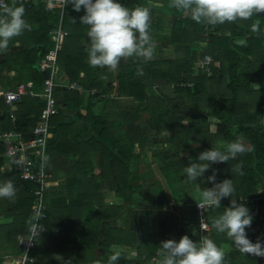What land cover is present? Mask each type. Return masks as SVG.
Masks as SVG:
<instances>
[{
    "label": "trees",
    "instance_id": "obj_1",
    "mask_svg": "<svg viewBox=\"0 0 264 264\" xmlns=\"http://www.w3.org/2000/svg\"><path fill=\"white\" fill-rule=\"evenodd\" d=\"M123 6L134 8L135 6H147L148 0H117ZM169 2V1H168ZM24 19L31 25L30 31H25L18 37L22 44L33 40V46L22 54L25 64L37 65L43 57L46 47L52 44L50 31L58 26L61 18L59 9H50L40 4L29 7L24 4ZM11 6V5H10ZM177 16L176 24L169 29V33L159 39L176 46L175 59H158L142 69L134 68L131 71L121 70L117 74L119 82L118 93L133 98L139 102L141 108H137L139 114L149 113L150 118L162 126L173 129L177 127L174 140L181 147H190L191 142H200L197 153L210 150L208 141L231 143L240 140L246 151L227 163H222L219 173L225 179H232L235 191L231 197L224 198L220 208H211L207 216L219 217L224 209L230 206L231 200H237V204L243 203L249 209L252 216L251 226L246 228L247 238L252 242H260L264 245V221L254 218V209L248 201L259 200L260 206H264V130L258 125L261 114V106L264 104V89L254 94L253 84L264 83V17L253 16L247 21L225 23L213 26L209 36L204 37L207 25L197 24L186 12L173 8ZM84 15L83 8L79 13L73 10L69 4L63 17V27L69 31L62 50L59 53L61 70L71 82L80 84L86 92L84 95L67 87L56 92V96L65 100L66 107L75 111L76 117L82 118L86 123L97 130V134L89 139L69 140L71 130L68 124L69 118L65 117L64 109L52 118V125L57 128L58 137L49 141L59 154L72 159L76 154L80 161L74 167V177L67 181L61 193H47V219L44 221L43 231L36 243L32 255L35 259L32 264H63L53 249L58 246L72 247L73 260L71 264H105L111 247L114 245L127 246L137 250L135 264H156L161 259L159 246L166 240L179 242L180 238L188 235L194 242H199L197 232L189 230L190 225L198 222L197 211L194 206L184 204L180 209L179 222H173L169 217L165 219L161 227L159 240L144 237L138 243V235L133 229H121L117 226V219L123 212H132L128 205L132 202L135 191V180L130 171V163L135 155V141L119 134L117 123L109 122L105 116L97 115L95 106L100 100H104L111 94L113 88L107 83L114 76L107 70H98L88 62L86 44L88 27L80 23V17ZM258 20L260 34L253 33L251 26ZM164 29L162 22L151 25L149 34L160 32ZM247 35H250L247 38ZM203 36L209 45L207 53L214 59L212 74L208 76L199 67L198 62L204 57V53L191 50V44ZM202 38V37H201ZM246 40V46H241L237 41ZM250 57L255 61H250ZM85 76L82 78L81 73ZM49 73L42 74L43 80L49 78ZM159 80L167 81V85L161 86L162 93L151 95L149 84ZM174 87V89H173ZM96 88L99 95H91L88 91ZM168 90V91H167ZM174 93H181L189 102L198 109L216 112L220 121L215 132L211 130L212 122L201 113L194 114L188 126H184L181 119L174 115L169 97ZM260 102L254 109V95H259ZM57 98V99H58ZM253 100V104L250 101ZM86 104V114L83 115L80 108ZM0 106H4L0 102ZM44 103L38 97L24 96L14 106L17 118V129L29 138V133L40 120V114ZM255 110V111H254ZM32 116V117H29ZM5 122V130L12 128L8 116L1 118ZM162 130L158 133L161 134ZM5 149L0 148V156ZM94 152L100 157V170L91 173L90 166L95 159ZM3 164L0 157V184L12 181L16 188L13 199L0 198V245L13 250L15 254L22 252L18 237L25 235L30 225V212L33 207V184L19 177L14 171L3 173ZM237 164H242V175L230 170ZM213 173V165L205 173L206 177ZM106 184V185H104ZM108 189V194L104 192ZM65 195L69 203L67 206H57L51 202L52 198ZM113 197L123 199L127 204L114 206L109 201ZM129 208V209H128ZM86 212L96 214L92 227L83 224ZM206 216V217H207ZM6 220V221H5ZM67 229L66 239L56 237L59 226ZM219 247L230 244L231 250L225 253L224 264H264V257H255L241 254L234 246L233 241L226 234L217 233L212 227L209 236ZM71 241V243L69 242ZM99 245L104 251L101 259H95L94 247ZM64 248V247H63ZM115 264H134L132 261L118 259Z\"/></svg>",
    "mask_w": 264,
    "mask_h": 264
},
{
    "label": "clouds",
    "instance_id": "obj_2",
    "mask_svg": "<svg viewBox=\"0 0 264 264\" xmlns=\"http://www.w3.org/2000/svg\"><path fill=\"white\" fill-rule=\"evenodd\" d=\"M65 7L69 4L77 13L83 8L84 15L80 23L88 27L87 49L88 62L97 68H107L116 71L122 60L135 58L148 61L153 58L155 44L149 34L152 19L151 9L159 8V0H148L147 6L128 8L117 0H63ZM168 7L186 12L197 24L209 26L247 21L253 16L264 14V0H169ZM25 9L4 5L0 7V52L8 49L9 43L15 37L31 30V25L24 19ZM251 31L260 34L259 23H253ZM238 44L246 46V40H238ZM246 151L240 140L228 143L221 151L217 147L201 152L196 161H190L184 167L182 175L188 184H194L199 193L200 209L204 207L220 208L224 198L231 197L235 191L232 179L215 182V174L208 177L213 187L201 190L194 182L206 173L212 164L227 163ZM242 164L235 165L230 171L243 174ZM16 188L12 181L0 184V198L13 199ZM252 216L249 209L237 200H231L230 206L224 209L222 215L212 221V227L217 233L226 234L233 241L235 248L244 255L264 257V245L259 241L252 243L246 234V228L251 226ZM36 225H33L35 230ZM200 227L205 230L203 218ZM161 257L159 264H224L225 252L208 236H201L200 241L194 242L188 235L175 240H166L159 246ZM135 256L136 252H132ZM121 256L115 251L108 257L107 264H115Z\"/></svg>",
    "mask_w": 264,
    "mask_h": 264
},
{
    "label": "crops",
    "instance_id": "obj_3",
    "mask_svg": "<svg viewBox=\"0 0 264 264\" xmlns=\"http://www.w3.org/2000/svg\"><path fill=\"white\" fill-rule=\"evenodd\" d=\"M161 4L163 6V3ZM171 14L172 15L174 14L173 8H171ZM257 22L258 20H256L255 23ZM18 37H15L13 40L10 41L9 47L6 51L0 52V89L2 90L13 89L19 82H26V81L32 80L35 83V90L41 91L42 84H43V77H42V73L38 70V64L34 66L30 64H25V58L20 56V54L28 51L30 47L33 46V40H28L26 44H22L21 41L18 39ZM249 37L250 35H247V38ZM172 46L174 48L173 49L174 57H172V59H175L176 46L174 44H172ZM208 48H209V45L207 41L203 39V36H200V39H197L191 44V50L199 52V53H203L205 50H208ZM250 61H255V58L250 57ZM65 76L67 77V79H64V82L70 81L66 74ZM84 76H85V73L82 72L81 77L83 78ZM116 79H117V74H116ZM111 83H114V81L111 80L107 83V86L109 88L111 87ZM118 84H117V87L113 89V92L115 91L118 93V87H119ZM154 84L159 86V84L161 83L158 81ZM253 87H254V94L260 93L261 90L264 89V83L255 82L253 84ZM61 89L63 88L57 89V91L59 92ZM151 90H152L151 87H149V93L152 95L153 93L151 92ZM172 91L173 92L171 94V107L173 108V113L175 116L181 119V122L184 126H188L191 121L192 116L194 115L193 114L194 112H190V113L186 112L185 113L186 116H185V114L183 113V110L185 109V107H188L191 109H194L196 107L193 106L189 102V100L185 98L183 94L174 93V90ZM261 98L263 97H261L260 94L257 96L254 95V98H253L254 109H256V106L260 102ZM107 99H108V96L107 98H104V100H100V102H98L95 106V111L97 115L105 116L106 118H107L108 113L112 112V107L109 110V106L106 103ZM253 100L250 101L251 104H253ZM58 101H59L60 109L65 110L64 112L65 117L69 118L68 124L71 127V130L69 131V135H68L69 140L81 139L82 141H84V140L89 139L91 136H94L97 134L96 129H94L92 126L86 123L82 118L76 117V113L73 109L66 107V104H65L66 102L64 99L58 98ZM61 101H63L64 105H61ZM86 104L87 102H85V104L82 105L80 108L83 115L86 114V107H85ZM114 106L117 108L118 104H115ZM196 109L198 110V113L204 114L212 122L211 130L212 132H215L217 128V123L220 121L216 112L211 111V110H205V109L203 110L198 109V108ZM29 117H32V116H29ZM1 118L2 117H0V130H5V122ZM53 130H54V137L52 139H56L58 137L57 128L54 127ZM172 131H173L172 138L174 139V135L177 133V127H175L174 130ZM173 139L171 140V147H174V145H177L176 146L177 149L175 152L176 155H174V158H173L174 160H171V161L169 160V163H166L165 158L162 155H161V160H158V156L155 155V158L158 160L157 165L159 166L165 178L167 179V182L171 189L173 202L169 201L166 195L165 189L163 187V184L161 182L154 181L156 183L155 184L152 183L150 179L152 176H154L153 175L154 173H150L151 169L147 167V165L145 164L144 166H141V164H139L138 167L146 171L144 175L145 176L149 175L146 178H150L149 180L143 181L147 183L145 185L146 187H143V188H144V191L146 190L145 193L148 195L144 196L145 193L143 191H141L140 194H138L139 192H136L135 194L133 193L132 202L128 205V207L130 209L132 208L135 209L134 214L131 215V213L129 212H123V214H121L119 218L117 219V226L119 228L123 230L127 228L134 229V230L136 229V231L138 232L139 242L141 240L140 238H143V235L152 234L154 232L159 233L158 238H160L162 223L165 221L166 218L169 217L172 219L173 222H179L180 209L182 205L187 204V205L194 206L196 202L200 201L199 193L196 191V186L194 184H188L185 181L184 176L182 175L183 168L189 166L190 161H191V160H188L187 157H190V155H195L194 153L197 151L200 145L199 143L197 144V142H191V146L185 148L177 144L176 141L174 142ZM207 144L209 146V149H212L215 146L221 151H223L227 145L226 142H215V141H208ZM165 145L168 146L167 143ZM51 146L52 145H49V149H48V165H49V170L52 175V181L49 186L48 193H61L62 188L64 185H66L67 181H69L70 179L74 177V167L75 165L79 163L80 156L76 154V156H74L72 159L64 157L61 154H59ZM135 147H137L135 151L136 155H140L136 159H139V161H141L142 163L143 162L142 153L144 149L141 148L139 144H135ZM94 155H95V159L91 163L90 171L91 173H98L101 168L100 167V157H99L98 152H94ZM186 158L189 161V164L187 163V165H183L184 160ZM2 159H3V164L1 167V171L3 173H10L11 172L10 170H12L10 162L6 160V158H4L3 156H2ZM212 165H213L212 175L215 174V178L217 179L216 183L222 182L224 178L221 176L220 173L218 174L222 163H215ZM215 165H217V167ZM157 177L159 178V176ZM194 183L198 184L201 190L213 187V184H211L208 181V178L207 179L204 178L201 181L197 180ZM152 185H154L153 186L154 188L153 192H155L154 194H159L158 196L160 198H166L165 200L160 199L159 200L160 202L156 201L154 204L156 207H153V206L149 207L150 205L148 203V199L151 194L150 192L152 191V190L151 191L149 190L152 188H148V187H152ZM104 192L107 195L109 191L108 189H104ZM51 200H52L51 202H53L54 205L62 206V207L67 206L69 203L68 198L63 194L59 196H55ZM109 202L111 205H114V206L127 204L123 201V199L118 198V197H113L111 201ZM221 203H223V200L221 201ZM248 203L254 209V213H253L254 218H259L260 220L264 221V206L262 205L260 206L259 200L254 198V201L251 200V202L248 201ZM216 218L217 217H214L212 215L211 216L208 215L206 217V220L211 227V231H212V221ZM0 219L3 220V218H0ZM83 219H84L83 224L85 226L92 227L93 224L95 223L96 214L94 212H86L84 214ZM189 230L191 232H195L196 231L195 225H190ZM55 235L56 237L62 240L66 239V236H67L66 227L64 225L59 226V228L56 230ZM155 240L157 241V239ZM69 242L71 243V241ZM229 245L230 244H223L222 249L225 253H228L231 250V247ZM63 247L58 246L57 249H53V253L56 255L57 259H59L63 264H71L73 260V254H72L73 248L72 247L70 248L68 246H63ZM110 251L112 254L115 251H119L121 253V256L119 259L124 260L125 258V261H130V262L132 261L135 264L136 255H137L136 249H133V248H130L124 245L122 246L114 245L111 247ZM132 252H136L135 257L130 256ZM93 254H94L95 259L100 258L101 261H105L101 258L104 255V251L101 248H99V245H96L94 247ZM14 256H17V254H15L12 249L5 247V245H0V264H7V262L11 260ZM159 261L160 260H158V264H159ZM105 264H107V261Z\"/></svg>",
    "mask_w": 264,
    "mask_h": 264
},
{
    "label": "built area",
    "instance_id": "obj_4",
    "mask_svg": "<svg viewBox=\"0 0 264 264\" xmlns=\"http://www.w3.org/2000/svg\"><path fill=\"white\" fill-rule=\"evenodd\" d=\"M24 4L29 7L43 4L50 9H59L61 18L58 26L50 31V39L52 44L46 47L43 57L38 62V70L44 74L49 73L50 76L43 80L42 90H35V83L32 80L19 82L13 89H0V102L4 106H0V117L8 116L12 123V128L9 130H0V148L5 149L1 155L10 162L12 170H14L21 179L31 182L33 188V207L30 212V225L25 235L18 237L22 247V252L14 256L7 264H32L35 259L32 255L36 243L38 242L44 227V221L47 219L46 197L49 186L52 181V175L48 165V149L49 141L54 137V127L52 118L59 113V101L56 96L57 89L69 88L84 94L86 90L80 84L67 81L65 74L61 70L59 64V53L62 50L65 39L69 36V31L63 27V17L66 9L63 0H0V7L4 5ZM264 17V14H259ZM213 26H206L204 37H208ZM264 32V30H263ZM207 41V40H206ZM264 47V41H263ZM205 50L204 57L198 62L202 71L210 76L212 74L213 57ZM203 52V53H204ZM264 68V57L262 60ZM91 95H99L103 98L96 88L88 90ZM24 96L38 97L44 103L40 114V120L34 129L29 133V138L19 132L17 129V118L14 111V106ZM258 125L264 130V104L261 106V114ZM196 202L194 207L197 211L198 222L195 224L199 240L201 236H210L211 227L206 220V216L211 210L209 207L200 209ZM256 212V211H255ZM206 223V230L200 227L201 219ZM33 225H36L35 230ZM158 264V263H156Z\"/></svg>",
    "mask_w": 264,
    "mask_h": 264
},
{
    "label": "rangeland",
    "instance_id": "obj_5",
    "mask_svg": "<svg viewBox=\"0 0 264 264\" xmlns=\"http://www.w3.org/2000/svg\"><path fill=\"white\" fill-rule=\"evenodd\" d=\"M169 0H159L160 3H163V8L159 7V8H152L151 9V15H152V19H151V25H157L159 22H162V24L164 25V29L163 30H159L160 32H152L153 34V42L155 44V49H154V55L153 58L148 60V61H143L141 60H137L135 58H130L128 60H122L119 68L116 71H109L107 68H97L98 70H107L109 73H111L114 78L113 81L114 83H111V87L114 89L115 87H117V79H116V74H118L119 71L121 70H125V71H131L134 68H139L142 69L144 65H148L151 62H155L158 59H163V60H167V59H172V57H174V48L172 46L171 43H169L167 41V37L166 38H162L159 39L157 38L158 34L163 33V37L167 35V33H169V29L173 28L176 24V20H177V16L174 13L173 15L171 14V8L168 7V2ZM154 2H156V0H154ZM162 8V10H161ZM86 44H89V38H86L85 41ZM64 45V44H63ZM63 48V47H62ZM176 51V50H175ZM159 82L161 84L156 85V84H152L149 87H151V92L153 93V95H159L162 93L161 91V86L163 85H167V81L165 80H159ZM168 91V90H167ZM173 92V91H172ZM84 95V94H82ZM169 97V102L171 105V95L167 96ZM107 98V97H106ZM101 99V98H98ZM107 101V102H106ZM105 102L107 103V105L109 106V110L112 107V112L108 113L107 115V120L109 122H115L117 123V131L119 132L120 135L125 136L126 138L135 141L136 144H139L141 146V148H143V162L141 163V161H139L138 158L140 155H134L133 159L131 160L130 163V171L133 173L134 177L136 178L135 180V191L134 194L136 192H139L138 194H140L141 191H143L144 193L146 192V190L144 191L143 187H146L145 185L147 184L146 180H149L150 178H146L148 176H145L144 173L146 172L145 170H142L140 167H138L139 164H141V166L147 165V167H149L150 173H154L151 177V181L153 184H155L157 182H161V180H159L160 178H158L156 176L155 171H153V164H158V160H161V155L165 158V162L169 163V160H174V155L177 149V145H174V147H171V140L173 139V129H168L164 126H162L161 124L157 123L156 121L152 120L150 118V114L149 113H143V114H139L137 112V108H141V105L139 104V102H135L133 100V98L130 97H126L124 95L118 94L117 92H111V94L108 96V99ZM118 104V107L116 108L114 105ZM61 105L63 104V101H61ZM184 108V107H183ZM182 108V109H183ZM193 108V107H192ZM186 112L190 113V112H194L193 114H198V110L196 108L191 109L188 107H185V109L183 110V113L185 114ZM186 116V114H185ZM190 117V116H189ZM189 120V119H188ZM161 134H159L158 132L161 131ZM173 141L175 142V140L173 139ZM167 143L168 146H166L165 144ZM199 143V145L201 144L200 142H197V144ZM175 144V143H173ZM179 147V146H178ZM135 147V151H136ZM152 152V156H153V161L150 162V153ZM195 155H190V157H187L188 160L191 161H196V158L198 157V153L197 151L194 153ZM155 155L158 156V160L155 158ZM160 156V157H159ZM185 156V155H184ZM160 158V159H159ZM187 158L184 160L183 165H187V163L189 164V161L187 160ZM217 167V165H215ZM146 167V166H145ZM219 174V172H218ZM181 178V177H180ZM185 178V177H184ZM207 179L208 177H206L205 173L202 177L198 178L199 181L203 180V179ZM216 178H215V182H216ZM145 183V184H144ZM162 183V182H161ZM144 184V185H143ZM212 184V183H211ZM210 184V186H211ZM158 185V184H157ZM154 185H152V187H148V188H152L149 189L151 192L150 197L148 199V203H149V207H156L154 204L155 202L159 201L160 199L165 200L166 198H160L158 195L159 194H154L155 192H153ZM147 189V188H146ZM147 190V191H149ZM158 193V192H156ZM148 194H144V196H146ZM167 201V200H166ZM160 202V201H159ZM161 204V203H159ZM135 209L132 208V212L131 215L134 214ZM171 219V218H170ZM172 220V219H171ZM134 230V229H133ZM137 235L138 232L136 231V229L134 230ZM157 236V238H156ZM144 237H151L154 239L159 240V233H152V234H147V235H143V238H140V242L138 240V243L140 244L141 241L144 239ZM139 239V238H138ZM137 251V250H136ZM131 257H135L132 255H130ZM137 256V255H136Z\"/></svg>",
    "mask_w": 264,
    "mask_h": 264
},
{
    "label": "water",
    "instance_id": "obj_6",
    "mask_svg": "<svg viewBox=\"0 0 264 264\" xmlns=\"http://www.w3.org/2000/svg\"><path fill=\"white\" fill-rule=\"evenodd\" d=\"M149 159H150V162L153 161L152 152L150 153V158ZM153 169H154L155 173L160 177V180H161V182L163 184V187L165 189V192H166V195H167L169 201L173 202L171 189H170L169 184L167 182V179L165 178V176L162 173L161 169L159 168V166L157 164H153Z\"/></svg>",
    "mask_w": 264,
    "mask_h": 264
},
{
    "label": "bare ground",
    "instance_id": "obj_7",
    "mask_svg": "<svg viewBox=\"0 0 264 264\" xmlns=\"http://www.w3.org/2000/svg\"><path fill=\"white\" fill-rule=\"evenodd\" d=\"M157 175V174H156ZM158 176V175H157ZM160 178V177H159Z\"/></svg>",
    "mask_w": 264,
    "mask_h": 264
}]
</instances>
